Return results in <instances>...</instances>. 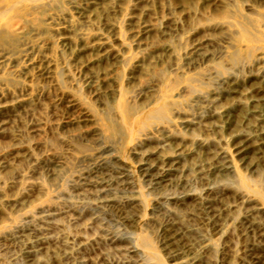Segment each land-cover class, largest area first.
Listing matches in <instances>:
<instances>
[{"label":"rangeland","instance_id":"374dc122","mask_svg":"<svg viewBox=\"0 0 264 264\" xmlns=\"http://www.w3.org/2000/svg\"><path fill=\"white\" fill-rule=\"evenodd\" d=\"M0 264H264V0H0Z\"/></svg>","mask_w":264,"mask_h":264}]
</instances>
